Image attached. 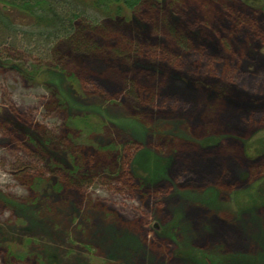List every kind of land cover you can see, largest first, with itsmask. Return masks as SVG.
<instances>
[{
	"label": "rangeland",
	"instance_id": "rangeland-1",
	"mask_svg": "<svg viewBox=\"0 0 264 264\" xmlns=\"http://www.w3.org/2000/svg\"><path fill=\"white\" fill-rule=\"evenodd\" d=\"M80 37L0 41V264H264V0Z\"/></svg>",
	"mask_w": 264,
	"mask_h": 264
},
{
	"label": "trees",
	"instance_id": "trees-1",
	"mask_svg": "<svg viewBox=\"0 0 264 264\" xmlns=\"http://www.w3.org/2000/svg\"><path fill=\"white\" fill-rule=\"evenodd\" d=\"M150 1L152 0H0V41L6 47H9V43L14 48L17 44L25 43L28 52L45 55L47 51L50 59L54 58L59 42H68L82 50H90L89 43H84L85 47L82 40L79 41L82 32L101 27L103 20L123 19ZM237 26L239 18L234 26H227L220 21L219 33L223 36L229 32L235 33L238 31ZM258 34L260 33H248L247 38L261 40ZM19 36L22 38L19 39Z\"/></svg>",
	"mask_w": 264,
	"mask_h": 264
}]
</instances>
